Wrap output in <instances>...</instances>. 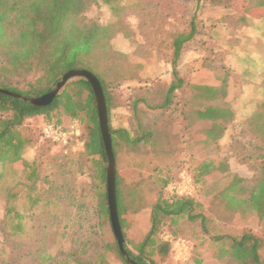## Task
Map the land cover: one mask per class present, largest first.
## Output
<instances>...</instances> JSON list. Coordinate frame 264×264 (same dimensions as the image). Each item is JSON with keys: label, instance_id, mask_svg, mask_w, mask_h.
I'll return each mask as SVG.
<instances>
[{"label": "rangeland", "instance_id": "1", "mask_svg": "<svg viewBox=\"0 0 264 264\" xmlns=\"http://www.w3.org/2000/svg\"><path fill=\"white\" fill-rule=\"evenodd\" d=\"M96 1L97 4H92L82 16L88 22L111 27L108 50L98 47L91 59L95 72L103 76L109 89L112 101L110 125L115 130H126L130 138L137 133L146 136V131L151 129L160 135L154 144L151 140L149 145H141L138 149L129 146L123 133L115 137V168L124 206V241L127 248L136 253V247L149 230L151 208L160 194L193 198L210 215L215 213L216 203L212 200L221 197L223 181L212 180H219L224 175L196 183L198 173L195 169L204 160H222L231 174L244 181L247 190L253 187L255 171L243 160L260 144L253 117L264 112V94L259 93L261 87H257L264 86V17H261L264 8H258L261 0H201L196 12L197 33L183 45L176 63L179 78L184 83L182 91L175 93L168 108L159 110L157 107L163 102L164 92L172 79L173 40L188 32L196 1ZM235 55H240L237 79L233 78L235 71L231 66ZM224 71L229 76L228 82L233 80L229 90L235 96L238 95V81L255 85L246 84L248 86L239 96L243 97L237 101L226 93L224 101L233 111L232 122L226 126L216 147H197L191 141L202 138L210 122L198 121L193 112L198 105L192 102L190 114H185V107L195 85L213 83ZM4 74L0 69V77ZM33 76L37 77L29 73L13 82L25 90L27 84L35 80ZM71 122L60 125L66 127ZM259 123L264 124V118ZM182 124L187 128L184 129ZM43 125L42 117L23 122L21 130L31 140L23 159L27 162L36 159L39 165V179L31 195L50 188L47 192L50 203L32 207L26 196L28 190H24L15 206L23 215L25 233L13 235L11 223L4 222L5 192L23 180L25 172L19 164L0 167V264H37L32 261V256L42 233L41 227L44 231L55 232L68 226L63 240L58 232L47 235L46 249L52 253L66 250L75 237L90 236L93 241L103 237L112 242L107 223L98 225L97 195L92 191V185L89 186L96 181L85 176L86 168L80 173L78 167L70 166L69 158L82 151L63 155L59 146L43 136V127L47 124ZM79 130L82 134L80 126ZM80 138L83 141L82 135ZM154 166L160 168L163 175H169L168 185L163 189L152 180ZM82 188L90 191L72 203L63 200L69 191L80 196ZM60 196L63 198L58 200ZM218 213L222 218L226 214L224 211ZM162 238L168 241L172 237L165 231ZM206 243L198 224L185 225L179 237L172 241L170 255L162 264H193L196 256L209 254ZM107 261L108 264H121L114 252L108 254Z\"/></svg>", "mask_w": 264, "mask_h": 264}, {"label": "trees", "instance_id": "2", "mask_svg": "<svg viewBox=\"0 0 264 264\" xmlns=\"http://www.w3.org/2000/svg\"><path fill=\"white\" fill-rule=\"evenodd\" d=\"M195 13L191 18L188 32L180 34L173 40V59L171 62L172 79L164 92L163 102L157 107L159 110L168 108L177 91H182L183 80L177 72V59L183 45L190 42L196 35V12L200 8L201 0H195ZM96 0H0V69L4 75L0 77V89L25 98H37L50 92L61 76L70 70H86L99 81L107 113L108 131L110 133L112 152L115 158V137L123 133L125 141L131 148L138 149L141 145H149L159 139L154 130L135 134L130 138L126 130H115L110 125L111 96L103 76L95 72L92 57L98 47L108 50L111 39L110 26H100L88 22L83 18L84 11ZM215 4V3H214ZM219 4V3H216ZM258 8H264V0ZM264 17V15H261ZM233 78L238 77V66L232 63ZM29 73L37 75L34 81L27 84L26 89H19L14 79H19ZM237 75V76H236ZM229 76L223 75L213 83L195 85L193 94L185 107V114H190L192 102L198 105L193 112L199 122L208 121L210 127L203 133V137L191 142L197 147H216V143L223 137L226 126L233 120V111L224 101L227 93ZM252 82L241 83V91ZM251 87V86H250ZM260 92L264 94V86ZM252 88V87H251ZM253 89V88H252ZM243 97V96H242ZM235 98L237 101L239 98ZM264 108V104H262ZM183 113V109H180ZM56 116L55 119L53 117ZM63 116V118H62ZM42 117L44 125L61 124L65 121L77 120L82 132L84 150L69 158L70 166L78 167L79 172L86 168L85 176L93 181L92 191L97 195L95 213H98L101 227L103 223L109 226L112 242L101 237L93 241L89 236L83 239L75 237L66 249H59L56 253L48 251L47 235H56L61 240L66 237L67 225L59 231H44L34 250L32 261L37 264H108L107 256L114 252L121 264H129L118 250L116 240L110 228L107 207V184L105 149L99 127V117L96 100L90 84L79 79L67 84L54 100L45 107L33 106L23 100L0 92V167L19 164L24 169L23 180L5 192L4 222L11 223L12 234L25 233L23 215L16 210V200L24 190L32 207L47 206L50 188L35 191L39 179V165L35 160L27 162L23 159L25 150L31 140L23 134L21 126L26 119ZM254 120L260 122L264 112L255 115ZM256 124V135L260 144L247 156L246 165L255 171V183L251 189L243 185L244 181L231 174L222 160H204L195 169L196 183L201 179L224 175L220 188L221 197L213 199L216 203L214 214H209L193 198L187 196H164L160 194L151 208L150 226L141 243L136 247V253L131 252L124 241L123 248L127 256L135 264H162L168 259L172 249V241L177 239L183 226L198 224L201 236L207 241L209 254L195 257L193 264H264V124ZM43 125V126H44ZM183 128L187 126L182 124ZM252 132V131H251ZM253 133V132H252ZM42 138V132H41ZM52 145L47 139H43ZM151 143V145H152ZM73 158V159H72ZM75 158V159H74ZM83 163L85 164L83 166ZM73 165V166H72ZM153 182L160 189L168 185L169 175H163L160 168L153 167ZM163 175V176H162ZM74 181V179H73ZM205 182V181H204ZM139 184V183H138ZM72 187H75V185ZM87 187V184H85ZM47 190V191H46ZM90 190L81 189L80 196L74 191L65 194L71 203ZM46 193L45 196H43ZM116 209L123 238L124 232L123 201L120 191L118 171L115 168ZM80 208H78L79 210ZM218 211L226 214L222 218ZM252 227V228H251ZM223 230V232H221ZM169 231L171 240L164 241L162 234ZM94 232H91L93 235ZM100 236V235H99ZM85 238V239H84ZM200 246L197 244V253ZM206 255V256H205ZM205 256V257H204ZM34 259V260H33ZM6 264V263H4Z\"/></svg>", "mask_w": 264, "mask_h": 264}, {"label": "water", "instance_id": "3", "mask_svg": "<svg viewBox=\"0 0 264 264\" xmlns=\"http://www.w3.org/2000/svg\"><path fill=\"white\" fill-rule=\"evenodd\" d=\"M83 79L86 80L93 91L97 112L99 117V127L102 136V141L105 149L106 162V184H107V207L109 212V219L112 228L113 235L116 240V244L120 253L125 257L129 264H135L127 256L123 244L124 238L118 221L117 209H116V194H115V158L112 152L111 138L108 131L107 113L104 102L102 89L98 79L90 72L86 70H70L61 76L60 80L53 86L52 90L37 98H25L23 96L16 95L6 90L0 89L1 93L9 96H13L20 100H23L33 106L45 107L49 105L54 98L60 94L64 87L74 80Z\"/></svg>", "mask_w": 264, "mask_h": 264}, {"label": "built area", "instance_id": "4", "mask_svg": "<svg viewBox=\"0 0 264 264\" xmlns=\"http://www.w3.org/2000/svg\"><path fill=\"white\" fill-rule=\"evenodd\" d=\"M43 136L59 146L63 155L84 150V142L80 138L79 124L76 120L66 127L60 124H47L43 127Z\"/></svg>", "mask_w": 264, "mask_h": 264}, {"label": "crops", "instance_id": "5", "mask_svg": "<svg viewBox=\"0 0 264 264\" xmlns=\"http://www.w3.org/2000/svg\"><path fill=\"white\" fill-rule=\"evenodd\" d=\"M240 60V55H235L234 57H233V63L235 64V65H238V61ZM232 79L228 82V87H227V96L228 97H230V98H238L239 96H240V91H241V83L238 81V83H237V90H238V95L237 96H235V95H233L232 93H230V85H231V83H232Z\"/></svg>", "mask_w": 264, "mask_h": 264}]
</instances>
